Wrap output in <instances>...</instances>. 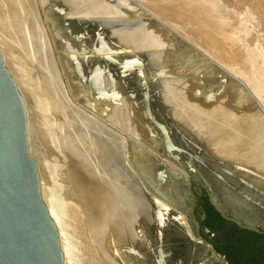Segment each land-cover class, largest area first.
<instances>
[{"label": "bare ground", "instance_id": "6f19581e", "mask_svg": "<svg viewBox=\"0 0 264 264\" xmlns=\"http://www.w3.org/2000/svg\"><path fill=\"white\" fill-rule=\"evenodd\" d=\"M30 1L22 2L27 9L25 11L23 7L22 16L17 15V20L24 19V24L14 31L20 32L22 43L26 41L30 48H40L43 52L44 37ZM143 1L159 6L169 2L179 4L180 8L176 11L159 10L161 16L185 26L195 41L201 39L211 47V52L229 69L243 75L245 72L244 76L254 85L264 104V52L243 43L241 33L246 29V19L231 22L216 0ZM39 2L50 35L62 40L70 53L83 56L82 53H89L87 61H84L89 67L85 66L87 71L84 67L79 73L75 68L82 61L69 58L68 54L69 57L62 56L73 95L113 123H126V129L143 142L142 146L148 147L147 150L152 148L157 153L161 150L162 156H158L166 165L158 172L160 165L154 162L150 151L137 146L128 152L127 162L123 147L114 134H107L85 115L75 113L74 119L78 120L82 130L78 132L77 125L74 129L76 135L70 132L68 138L73 142V153L85 167L82 187L93 206L92 233L106 258L120 261L121 264H151L158 257L160 235H150L148 231L146 243L136 241L134 214L144 207L148 230L152 226L149 225L151 220H148L152 212V219L156 215L163 225L171 228L179 239L181 249L189 250V255L184 256L192 259L191 264L198 260L195 246L186 239L179 222L182 218L167 210H163V215L159 217L154 214L152 201L148 194H143L134 173L135 169L136 175L144 180L146 189L153 186L166 192L181 206L172 190V182H176L177 177L173 176L175 170L171 168L173 165L167 152L165 134L179 147L188 150L189 156L195 157L200 165L210 169L214 179L220 182L219 186L221 180L225 182L227 186L222 192L235 194L227 198L238 201L239 206L247 212L264 216V117L257 110L255 101L239 84L231 80H226L228 82L224 84L216 83L212 79L216 67L211 59L192 49L191 45L189 47L187 41L178 39L180 36L177 38V34H171L159 23L143 16L125 0ZM102 47L108 50L107 56L102 52ZM103 58L108 69L100 68L99 60ZM126 61L139 63L140 67L133 64V68L132 64H125ZM45 62L49 70H53L47 54ZM121 63L125 70L123 72L118 68ZM90 64H96L93 70ZM127 66L132 68L128 69ZM138 72L143 81L139 80ZM152 73L165 75L159 82L149 77L145 80L144 74L150 76ZM101 76L102 81L98 79ZM13 78L22 93L18 80L15 76ZM110 85L115 92L111 96L113 99H106L102 94H110ZM97 86H103L104 92L97 93ZM100 105L104 108H99ZM123 107L126 108L125 112ZM65 129L69 132L68 128ZM75 148L79 154L74 152ZM210 159L228 164L230 171ZM42 195L59 232L48 199L43 192ZM59 238L67 264L60 232ZM169 257L167 260H173L172 256ZM181 260L169 264H181Z\"/></svg>", "mask_w": 264, "mask_h": 264}, {"label": "rangeland", "instance_id": "374dc122", "mask_svg": "<svg viewBox=\"0 0 264 264\" xmlns=\"http://www.w3.org/2000/svg\"><path fill=\"white\" fill-rule=\"evenodd\" d=\"M23 1L25 0H0V51L7 68L11 75L13 74L12 77L15 76L18 80L22 89V95L26 101L30 153L35 159L39 169L41 191L44 196L47 197L57 221L61 242L66 250L67 264H121L120 261L112 258L108 259L104 256L101 249L96 245V240L92 233L93 230L91 225L94 222L93 206L88 201V197L85 195V191L82 187V179L85 177V167L80 160L77 159L78 156L73 153L74 145L68 138L70 132L73 135H76L74 129L77 125V131L81 132L82 130L78 120L74 119L75 113L80 112L82 115H85L91 121L97 123L100 128H103L107 134H114L117 141L121 143V146L123 147L122 151H124L125 154L124 159L127 162L129 158L128 152L131 148L134 149L137 146L145 151L148 147L142 146L143 142L127 130L128 127L126 123H113L100 112L93 110L91 105L89 106L73 95L66 74V69L62 63V56L66 55V57H69L68 55H70L69 58L75 57L74 60H81L82 64L84 61H87L86 56H88L89 53H82L84 56L77 53H70L62 40L53 38L50 35L45 24L44 12L39 0L29 1L32 3V6H34L35 14L37 13L38 21L41 26L44 37V51L42 52L40 48H30L26 41L25 44L21 42L20 32L16 33L14 30L17 31L20 25L24 22V19H22L23 17H21L22 21L17 20V15L22 16L21 12L23 7L24 10L27 9L23 5ZM125 1L132 4L136 10L143 14V16L145 15L146 18H151L153 21L159 23L161 27L165 30H169L171 34H177V38L180 36L178 39L187 41L189 47L191 45L192 49L197 50V52L202 53L211 59V62L216 67L212 79H215L214 81L220 84L227 83L228 81L230 82V80L231 82L239 84L246 94L255 101L257 110H259L261 115H263L262 117H264V104L260 99L261 95L259 96L254 85L244 76L246 75L245 72L243 75L239 71L229 69L213 54V52H211V47L201 39H198V42L195 41L192 35L187 32L185 26L180 23L178 24V22H172L164 16H161L162 14H160L159 10L164 8L165 10L176 11L180 8L179 4L169 2L159 6L156 3L152 4L143 0ZM216 1L222 9L223 14H225V17L231 22L235 23L236 20H247L246 29L243 34L241 33L243 43L250 48L261 49L264 52V0H220L221 3H219L218 0ZM29 5L27 7H30ZM102 52L107 56L108 50L106 48L102 47ZM45 53L51 59L53 70H49L47 67ZM103 61L104 58L99 60V64L101 65L100 68L105 69L106 67L107 69V66ZM81 64L79 67H74L76 72H80V69L83 70L85 66L89 67L86 62L82 65ZM91 65L93 70V67L96 66V64H90V66ZM135 66L140 67V65ZM135 66L133 65L132 67L135 68ZM132 67L127 66L128 69H131ZM84 70H86V67ZM158 70L157 72H159ZM152 75L149 76L144 74L145 80L149 77L148 79H153L155 81L157 79V82H159L163 80L162 77H164L163 75L165 74L152 73ZM98 79L102 81V76ZM141 80L144 79L141 77ZM98 89L101 93L104 92L103 86H98ZM109 91L110 94H102V96H105L106 99H113L111 96L115 91L112 85L109 86ZM209 95L210 94H208V96ZM101 107L104 108L103 105L99 106V108ZM122 110L125 112L126 108L123 107ZM144 111L146 112L145 109ZM151 118H153V116H151ZM155 122L157 121L155 120ZM65 128H68L69 132ZM151 149L152 148H149L147 151H150L153 160L158 162L164 169L166 165L163 162L164 160L160 159V156H162L161 150L157 153L156 150ZM74 152L79 154V151H77L76 148L74 149ZM167 168L169 169V167ZM135 171L136 170L134 169L137 182L139 183L143 194L149 195L146 191L147 189L144 180L137 176L138 173ZM174 172L173 175H176ZM151 201V203H153V200ZM152 207V209H154V214H157L158 217L163 215L162 211L164 209L160 207L158 208L154 204ZM142 209V211L135 212L137 215L134 214V218H136L133 219V222L136 223L135 228H137L135 230V236L138 238L136 241L139 244L147 242L148 239L146 238V235L149 237V232L150 235H159L162 226L160 218V220H158L156 215L153 219L150 217L152 216L151 212L148 220H151V224L149 225L152 226L151 229L148 230V224H146L147 220L143 213L146 210L144 207ZM164 229L171 230L168 225H166Z\"/></svg>", "mask_w": 264, "mask_h": 264}, {"label": "water", "instance_id": "95a60500", "mask_svg": "<svg viewBox=\"0 0 264 264\" xmlns=\"http://www.w3.org/2000/svg\"><path fill=\"white\" fill-rule=\"evenodd\" d=\"M125 64L139 65L132 61H126ZM121 65L122 63L118 68L123 72L125 70ZM138 78L141 81L139 72ZM95 89L97 93H101L98 86ZM165 144L176 172L173 176L177 177V181L172 182V190L181 206L166 192L163 193L153 186L147 188L148 198L153 200L152 204L158 208L182 218L179 222L185 237L194 244V251L197 252L198 260L193 262L194 264H228L226 258L200 235L199 227L191 217L190 212L196 205V195H201L203 191L219 215L240 228L264 234V216L247 212L239 206L238 201L227 198L235 194L231 189L230 195L222 192L227 186L225 182L221 180L219 186L220 182L214 179L210 169L200 165L195 157L189 156L188 150L179 147L166 134ZM212 160L210 159L211 162L214 161ZM213 163L226 169L229 167L228 164L218 161ZM161 169L163 168L160 165L158 172H161ZM236 196L239 197L238 194ZM161 225L159 233L161 238L157 244L158 257L153 259L151 264L175 263L179 259H182L181 264H191L192 259L184 256V254L189 255V250H182L179 239L173 231L165 230V225L162 223ZM203 231L206 232L207 229L203 228ZM216 238H221L220 232ZM171 256L173 260H167V257L171 258ZM0 264H65L59 232L43 199L39 169L29 149L26 101L7 68L1 51Z\"/></svg>", "mask_w": 264, "mask_h": 264}, {"label": "trees", "instance_id": "16d2710c", "mask_svg": "<svg viewBox=\"0 0 264 264\" xmlns=\"http://www.w3.org/2000/svg\"><path fill=\"white\" fill-rule=\"evenodd\" d=\"M202 199L205 210L203 224L221 233V238L214 244L216 251L224 254L229 264H264V234L226 221L208 203L205 196Z\"/></svg>", "mask_w": 264, "mask_h": 264}, {"label": "flooded vegetation", "instance_id": "af4514ba", "mask_svg": "<svg viewBox=\"0 0 264 264\" xmlns=\"http://www.w3.org/2000/svg\"><path fill=\"white\" fill-rule=\"evenodd\" d=\"M204 196L207 198V201L209 203L208 197L202 191V194L201 195H199V196L196 195V197H197V199H196V205L193 207V209H192V211L190 213H191V217H192L194 223H196L198 225V227H199L198 232L200 233V235H202L205 239H207L210 242V244L213 246V248H214V244L216 243V240L218 239L216 237H218L219 231L217 229H210V228H208L207 226H205L203 224V221L205 219V210H204V206H203L204 200L202 199V197H204ZM203 228H206L207 231L204 232L203 231ZM259 234H261V233H259ZM220 254L223 255L226 258V256L224 254H222V253H220ZM226 260H227V258H226ZM227 262H228V260H227Z\"/></svg>", "mask_w": 264, "mask_h": 264}]
</instances>
